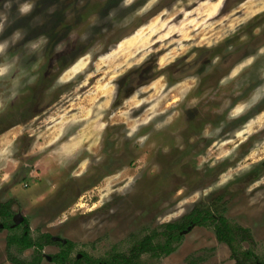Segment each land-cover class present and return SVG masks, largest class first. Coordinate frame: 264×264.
<instances>
[{
	"label": "rangeland",
	"instance_id": "1",
	"mask_svg": "<svg viewBox=\"0 0 264 264\" xmlns=\"http://www.w3.org/2000/svg\"><path fill=\"white\" fill-rule=\"evenodd\" d=\"M147 2L135 0L131 8L117 11L116 20ZM118 3L119 0H36L33 13L19 19H15L13 9L9 26L0 39L17 29L26 35L8 50L10 57L19 55L20 66L30 69L37 56H25L23 44L41 35L48 42L41 54L43 62L37 83L24 90L25 94L0 115V141L15 140L17 148L15 162L0 169V201L12 200L14 214L21 213L29 219L34 238L49 233L73 242L71 258L74 259L81 252L94 257H107L115 249L129 253L146 234L163 230L165 223L179 220L197 204L207 206L222 195L219 213L233 224L250 228L254 236V244L243 242L238 247L253 249L259 256L258 263L264 264V182H261L264 181V128L257 127L252 135L246 130L249 121L264 113V101L246 109L239 118L228 119L231 107L246 101L252 88L264 82L257 73L264 64V56L235 80L224 86L220 84L233 67L264 48V11H257L260 5L246 4V0H225L218 11L214 10L216 0L206 3L205 0H159L129 27L113 28L111 22H103ZM163 9L168 12L157 23L155 17ZM187 13L191 15L186 18ZM245 16L251 18L231 32L228 25ZM93 19L98 21V26H92ZM192 20L196 23H189ZM165 21L167 25L160 28ZM142 25L145 31L141 37L129 39L123 48L117 49L119 41L132 37ZM149 25L160 30L151 35ZM170 29L171 34L160 40ZM86 33L88 38L82 40ZM142 43L148 47L136 53ZM209 43L214 46L209 48ZM58 45L63 48L60 52L56 50ZM149 48L144 62L135 66V60ZM109 53H113L112 58L101 61L100 57ZM198 55L201 61L197 65ZM218 55L219 63L212 65L211 60ZM86 56L89 57L84 61L86 66L73 73L71 69L76 62ZM173 56L174 62L165 69L154 70L161 57L167 62ZM127 63L134 66L128 69ZM208 68L212 71L206 72ZM198 69V83L184 100L178 101L180 89L174 86L181 81L176 77L181 73L186 77ZM65 72L70 77L68 83L49 91L56 78ZM161 75L165 78L162 83L167 85L163 93L167 99L161 108H166L167 114L175 111L180 115L162 132H154L151 124L142 127L137 135L148 132L152 135L140 148L134 146V138L124 135L126 126L119 112L125 107L130 109L131 125L146 118L149 104L137 109L133 107L136 101L130 100L133 87L132 92L127 91L119 99L117 89L129 79L136 88L137 82L148 84ZM109 82L117 86L115 96L111 107L101 111L99 105L111 96L105 95L104 85ZM3 87L0 84V91ZM145 95L141 94V98ZM194 99L197 103L190 106ZM125 100H130L127 106ZM89 109L88 119H81L76 125H62V118L68 121L74 115L83 117ZM98 115L109 125L100 141L92 123ZM206 125H210L207 137L202 135ZM62 126L64 134L60 135ZM57 136L59 140L49 145ZM73 136L76 139L70 140ZM81 141L82 149L66 168L49 155L59 144L67 143L71 148ZM89 145L92 152L86 150ZM165 147L169 149L167 152ZM98 156L102 159L98 160ZM73 171L83 175L75 179L71 175ZM223 176L231 179L219 185ZM130 177H135V182L121 195L120 189ZM205 189H210L208 195L203 194ZM252 200L255 203H250ZM183 201L187 203L182 204ZM178 205L185 209L184 213L161 223L164 217L178 210ZM9 234L8 229H0V264H13L7 254ZM182 234L183 239L174 252L159 257L145 253L141 264H235L230 247L217 239L212 222L193 225ZM60 247L58 241L45 245L41 264H56L47 256L57 253ZM13 251L30 258L34 248L14 246Z\"/></svg>",
	"mask_w": 264,
	"mask_h": 264
},
{
	"label": "clouds",
	"instance_id": "2",
	"mask_svg": "<svg viewBox=\"0 0 264 264\" xmlns=\"http://www.w3.org/2000/svg\"><path fill=\"white\" fill-rule=\"evenodd\" d=\"M207 0H205V3ZM135 3V0H119V3L112 9H110L107 13V16L104 18V24H108V22H111L113 28H127L129 25H131L134 20L144 15L146 12L151 10L155 5L159 3V0H148L147 4H145L142 8L137 9L133 13H128L123 16L122 19L119 21L116 20V15L118 10H125L131 8V6ZM247 3H253V4H259L260 7L257 9V11H264V0H246ZM225 4V0H216V4L214 5V10L218 11L223 5ZM36 6V0H3V3L0 4V36H3L5 33L7 27L9 26V17L12 15L13 9H15V19H19L22 17L29 16L33 13ZM245 5H241V7H244ZM51 11V10H50ZM168 12L167 9H163L160 14L155 17L157 23L160 21V16L166 15ZM214 14V13H213ZM191 15V13L186 14L187 16ZM255 15V12L253 13ZM250 16H245L243 18L238 19L237 21L231 23L228 25L231 32H236L237 28L241 25H244L248 22L250 19ZM14 22V21H13ZM92 26H98V21L96 19L92 20ZM181 27L184 26V21H181ZM191 24H195L196 21L192 20L189 21ZM167 25V21H165L163 24H160V28H163ZM149 28V31L151 35H155L157 31L160 30V28H156L154 26H147ZM103 30H107L106 28ZM176 31H179V28L175 29ZM145 31V26H140L136 29L134 35L132 37H128L125 39H122L118 42L116 45L117 49L123 48L124 44L128 42L129 39H134L136 37H141L142 33ZM172 29L169 30L168 33H165V35L160 36V40H164L167 38L168 35L171 34ZM258 34V30H257ZM26 33L23 32L20 29L14 30L9 36L5 37L4 39H0V84L4 85L3 90L0 91V115L5 113L8 110L9 105L15 101L18 97L25 94V91L30 86H33L37 83L39 79L38 70L40 68L41 63L43 62V56L41 55L43 52V47L47 44L48 40L46 36H39L38 38L34 40H29L28 42L23 44V48L25 50V56H37V61L33 63L30 67V69H25L22 66H20V57L19 55H8V50L12 47H15L17 44H19L22 40H24ZM88 38V34L86 33L84 36L81 37L82 40H86ZM219 43V41H217ZM209 48H212L214 45L212 43H209L207 45ZM145 47H148L147 44L141 45V47L136 48V53L142 52ZM181 48H183V45H181ZM231 48V46H229ZM57 52H60L63 50L62 46H57ZM151 49L149 48V51L144 52L143 55L139 57V59L135 60V66H139L144 62V60L149 55ZM113 53H109L107 56L100 57L101 61L111 59ZM135 55V53H134ZM264 56V48L259 49L254 55H251L244 60H242L239 64H237L233 69L229 72L227 76L221 79L220 84L222 86L228 84L229 82L235 80L238 78L241 73L247 69L251 68L253 65H255L256 61L261 57ZM86 59H89L88 56L82 57L79 59L76 64L73 66L71 71L74 73L78 71L83 66H86L84 61ZM175 60V57L173 56L171 59H169L167 62L165 61V58L161 57L160 60L157 62V67L154 69L155 71H160L165 69L169 64L173 63ZM220 61V57L216 56L211 60L212 65L218 64ZM134 65L133 63H127V68L130 69ZM117 67H121V65H117ZM212 71V68L206 69V72ZM258 78L260 81H264V64L260 65V67L257 69ZM70 77L68 76V73L65 72L61 75H59L49 91H55L56 88L68 83ZM115 79V76L113 77ZM164 76L161 75L157 77L156 79H153L150 83L141 85L139 88H136L133 92L130 100L136 101V103L133 105V107L139 109L141 105H144L146 103L149 104V107L145 110L148 115L143 120H138L135 123L129 125L128 118L130 117V109H127L125 107V110H121L119 112V115L123 117V123L125 124V131L124 135L128 139L134 138V146L142 148L145 143L150 139L152 133H143L140 135H137V133L140 132L142 127H147L148 125H152V129L154 132H162L165 129L169 128L171 125H173L179 117V113L173 111L171 114H167L166 108H161V103L164 102L167 99L166 94L164 93V89L167 88L166 84H163ZM198 77L196 76H190L185 81H181L180 84H177L174 86L175 88L180 89V93L177 96L178 101L184 100L188 94L193 90V87L198 83ZM190 86H184L189 85ZM116 85L111 84L109 82L108 84L104 85V88L107 90L105 92V95L108 96L109 93L111 94L110 98L103 104L99 105V108L101 111H103L106 108L111 107V99L115 96L116 91ZM141 94H147L143 98H141ZM163 94V95H162ZM159 97V99H157ZM130 100H125L124 105L127 106L130 103ZM155 101L154 103H151V101ZM264 101V82L258 83L254 88H252L251 92L249 93L248 99L242 103L236 104L234 107H231V109L228 112V119H237L241 115L244 114L246 109H249L251 107L256 106L257 104ZM197 103V101L194 99L190 102V106ZM91 116V109L88 110L87 115L80 117V116H72L70 120L63 121L62 118V125L63 124H70V125H76L80 122L81 119H88V117ZM163 116V119H158V117ZM155 121V122H154ZM154 122V123H153ZM94 132L97 133L96 139L97 141L102 140L104 133L106 132L108 128V123L103 121L102 116H97L96 119L92 122ZM258 128H264V113H261L257 119L249 121L246 125V130L248 131L249 135L253 134V131ZM209 128L210 125H206L204 128V131L202 133L203 136L207 137L209 136ZM63 126L61 129L60 135H63ZM238 135H242V133H238ZM59 136H57L54 140L49 142V145L55 144L57 140H59ZM75 136L70 137V140H75ZM83 142L74 144L71 148H69V145L67 143L59 144L58 147L54 148L51 153H49L50 156L54 157L56 159V163L60 167H68L71 161L76 157L78 154V151L82 149ZM178 146L183 147L182 144H179ZM35 147V145L33 146ZM43 151V147L40 149ZM89 152H92V146L89 145L86 149ZM169 149L167 147L164 148V151L167 152ZM17 151V148L15 146V140L9 141V142H3L0 141V169L7 168L10 164H13L15 152ZM95 154V153H93ZM229 153H225V155H228ZM98 160L102 159V157H97ZM199 168L200 165H197ZM72 177L75 179H79L83 172H76L73 171L71 173ZM231 179L229 176H223L221 180L219 181V185H223L227 183V181ZM135 182V177H130L127 181V183L124 185L123 188L120 189V194L125 195L126 192L124 189H129L132 184ZM264 182V181H261ZM261 182H258L261 183ZM218 185V186H219ZM258 186V185H257ZM251 188L249 189V192H251ZM210 189L204 190V195H208ZM197 196L200 194L197 193ZM187 203V201L181 202ZM250 203H255V200L250 201ZM114 211V209L112 210ZM185 209L178 205V210L170 213L168 216L164 217L163 220L160 222H166L170 221L173 218H177L181 216L184 213ZM158 219H160L158 217Z\"/></svg>",
	"mask_w": 264,
	"mask_h": 264
},
{
	"label": "trees",
	"instance_id": "3",
	"mask_svg": "<svg viewBox=\"0 0 264 264\" xmlns=\"http://www.w3.org/2000/svg\"><path fill=\"white\" fill-rule=\"evenodd\" d=\"M221 198H223L222 195L216 196L207 206L197 204L179 220L165 223L163 230L156 229L146 234L132 246L129 253H122L115 249L107 257L85 254L84 261L79 260L77 264L84 262L87 264H141V257L145 253L159 257L174 252L183 239L182 231L189 226L208 225L211 222L214 224L217 239L230 247L235 264H258L259 256L253 249L238 247L243 242L255 243L252 231L241 224H233L223 213H219ZM12 205V200L0 201V229L4 227L10 231L14 230L11 225L14 215ZM215 211H218V214H214ZM27 222L26 219L20 232H11L7 238L8 259L13 264H41L45 245L55 243L52 240V234L49 233H43L37 238L32 237L31 228ZM74 245L71 241L66 246L62 244L61 251L52 255L53 261L57 264H70L72 258L69 255ZM14 246L20 249L33 247L34 252L30 258H24L14 253Z\"/></svg>",
	"mask_w": 264,
	"mask_h": 264
},
{
	"label": "flooded vegetation",
	"instance_id": "4",
	"mask_svg": "<svg viewBox=\"0 0 264 264\" xmlns=\"http://www.w3.org/2000/svg\"><path fill=\"white\" fill-rule=\"evenodd\" d=\"M218 56H219V55H218ZM215 57H216V56H215ZM200 61H201V56L198 55V60H196L195 64L198 65ZM192 66H194V65H192ZM177 71H178V72H181V71H179V70H177ZM182 71H183V69H182ZM188 71H189V69H188ZM199 74H200V72H199V69H198L197 71H194L192 74L187 75L186 77H185V76H182V73H181V75L177 76L176 78H177L178 80H180V81H185L188 77H190V76H199ZM180 76H182V77H180ZM135 85L138 86V87H136V88H139V87L141 86V84H139V82H137ZM142 85H145V84H142ZM132 87H133V89H132ZM136 88H134V85H133L132 83H130V79H129V80H126V82H125L124 84H121V85L119 86V88L117 89L116 98L119 99V97L124 96L125 94H128L129 92H132V91L134 92ZM130 89H132V91H131ZM127 91H128V93H126ZM133 92H132V93H133ZM188 121H190V120H188ZM16 214H17V213H16ZM16 214L13 215V222L11 223L12 228H13L14 230H13V231H10V229L6 228V229H8V230L10 231V233L16 231V230L19 229V228L21 229V226H23V225L25 224L26 219L28 220L27 223H29V225H30L29 219H28L27 217H25L23 214H21L23 220L21 219V221L17 223L16 220H15V215H16ZM1 226L3 227L2 224H1ZM3 228H4V227H3ZM30 228H31V226H30ZM32 237H33V236H32ZM52 240H53L55 243L58 241L61 245L63 244V245H65V246L69 244V240H68V239H66V241L64 242V241H63V238H61V237H59V239H57V240H54V239H53V235H52ZM53 244H54V243H53ZM47 245H49V244H47ZM74 246H75V245H74ZM74 246H73V248H72L71 251H70V255H69V257H71V255H72V251H73V249L75 248ZM32 248H33V247H32ZM61 248H62V246L59 248L58 252L61 251ZM58 252H57V253H58ZM54 254H56V253H54ZM54 254H52V255H54ZM85 254H88V253H86V252H81V253L77 254V255L75 256V258L72 259V262H70V264H77L79 260L84 261V255H85ZM52 255L47 256V259H48L49 261L54 262V261H53V258H52ZM88 255H89V254H88ZM90 256H91V255H90ZM49 257H51V259H49ZM56 264H57V263H56ZM82 264H87V262H84V263H82ZM258 264H259V263H258Z\"/></svg>",
	"mask_w": 264,
	"mask_h": 264
},
{
	"label": "water",
	"instance_id": "5",
	"mask_svg": "<svg viewBox=\"0 0 264 264\" xmlns=\"http://www.w3.org/2000/svg\"><path fill=\"white\" fill-rule=\"evenodd\" d=\"M21 219L23 220V218H22V216H21V213H17V214L15 215V220H16V222H17V223L20 222ZM191 228H192V226H189V228H187L186 230L182 231V233H186V232L190 231ZM53 239H54V240H57V239H59V237H58V236H53ZM63 241L65 242L66 239L63 238ZM49 259H51V257H49Z\"/></svg>",
	"mask_w": 264,
	"mask_h": 264
}]
</instances>
